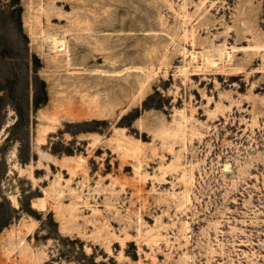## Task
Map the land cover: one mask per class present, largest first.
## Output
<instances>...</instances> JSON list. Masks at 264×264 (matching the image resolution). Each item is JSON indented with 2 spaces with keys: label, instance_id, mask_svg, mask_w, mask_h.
<instances>
[{
  "label": "rangeland",
  "instance_id": "1",
  "mask_svg": "<svg viewBox=\"0 0 264 264\" xmlns=\"http://www.w3.org/2000/svg\"><path fill=\"white\" fill-rule=\"evenodd\" d=\"M0 264H264V0H0Z\"/></svg>",
  "mask_w": 264,
  "mask_h": 264
}]
</instances>
